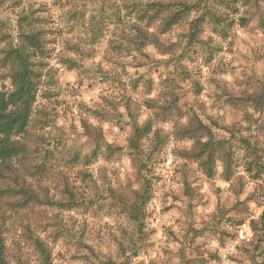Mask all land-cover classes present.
<instances>
[{
  "label": "rangeland",
  "instance_id": "374dc122",
  "mask_svg": "<svg viewBox=\"0 0 264 264\" xmlns=\"http://www.w3.org/2000/svg\"><path fill=\"white\" fill-rule=\"evenodd\" d=\"M62 1L58 10L48 0L56 82L39 96L32 125L40 148L32 158L46 168L25 173L41 202L0 207L6 264H44L31 236L48 246L50 264H264L250 223L263 228L264 174L249 177L242 162L252 155L229 133L248 126L246 110L259 117L246 90L264 81V0H197L189 20L154 32L141 51L131 29L140 0ZM25 2L9 0L0 11L14 42ZM206 9L215 15L189 38L190 20ZM10 88L0 70V90ZM258 121L242 133L264 161ZM201 123L231 136L242 178L224 180L222 162L212 176L203 172L194 140L181 133ZM147 124L151 133L133 149L134 126ZM137 193L139 221L125 213Z\"/></svg>",
  "mask_w": 264,
  "mask_h": 264
},
{
  "label": "trees",
  "instance_id": "16d2710c",
  "mask_svg": "<svg viewBox=\"0 0 264 264\" xmlns=\"http://www.w3.org/2000/svg\"><path fill=\"white\" fill-rule=\"evenodd\" d=\"M9 0H0V11ZM20 3L22 0H11ZM26 6L17 20L16 42L8 23L0 19V70H3L11 78V88L7 91L0 90V207L4 205H28L30 203L41 202L38 194L26 187L27 180L25 173L29 177H36L46 168V162L41 160L35 162L32 158L34 153L39 150V146L33 144L32 125L36 121V110L40 95L46 96L52 92V85L56 82V68L52 64V45L54 43L50 34L49 22L53 19L48 0L38 3V0H25ZM54 1V7L58 10L66 6L62 0ZM75 0H70L71 7H76ZM249 0H246L247 3ZM258 1V0H254ZM195 0H140L136 3V21L131 25L135 31L132 40L138 44L141 51L144 46L150 43L154 32L164 34L174 26L189 20L194 8H197ZM68 4V6H69ZM52 5V3H51ZM200 9V8H199ZM199 14L190 20L188 37L194 36L195 31L202 28V21L208 15H215L210 10ZM132 10L129 12L131 13ZM68 17L74 20L77 11L75 8L68 10ZM96 19V18H95ZM98 24V20L94 22ZM95 26V25H94ZM99 28H93L92 32L97 39L100 34ZM189 37V38H190ZM70 62V67L74 68L77 64L73 59L66 58ZM246 90V99L251 103L252 109L259 114L255 118L254 114L245 111V121L248 126H237L229 130L230 135H239L243 150L253 156H247L242 162L244 171L253 180H259L264 174V161L259 154V147L256 143L253 146L251 137L244 136L242 127L248 129L252 123L259 122L258 119L264 117V81ZM36 124V123H35ZM151 125V123H150ZM151 133V127L147 124L144 127L134 126V134L130 139L133 149H141L139 141L147 134ZM186 137L194 140L196 159L203 172L212 176L217 162H222V177L226 181L234 178H242L238 174L236 164L234 165V152L231 136L218 138L212 128H207L203 123L197 127L187 126L181 132ZM31 170V171H30ZM33 171V173H32ZM32 173V174H30ZM5 182V186L1 183ZM15 183V184H14ZM151 185H145L144 192H149ZM137 193L136 199L130 205H126L125 213L135 221L140 220L141 211L139 205L141 197ZM14 200V202L10 200ZM61 207L72 208L73 205L67 202H58ZM142 203H145L142 201ZM139 204V205H138ZM58 205V204H56ZM252 230L255 231L252 245L255 250L264 245V224L259 229L258 222L251 220ZM33 245L43 258L44 264H50V250L48 246L39 238L31 236ZM253 253V252H252ZM253 256V254H252ZM256 254L253 260L256 261ZM0 264H6V239L0 225Z\"/></svg>",
  "mask_w": 264,
  "mask_h": 264
}]
</instances>
